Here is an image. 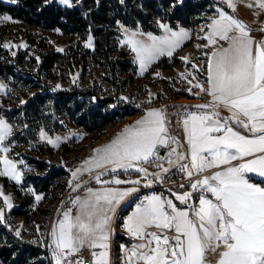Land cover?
I'll return each instance as SVG.
<instances>
[{
    "label": "snow or ice",
    "instance_id": "snow-or-ice-1",
    "mask_svg": "<svg viewBox=\"0 0 264 264\" xmlns=\"http://www.w3.org/2000/svg\"><path fill=\"white\" fill-rule=\"evenodd\" d=\"M59 2L72 6V0ZM222 2L235 11L236 0ZM254 5L264 12V0H253L247 6L251 8ZM0 18L12 19L9 16ZM158 27L163 30V35L147 33L146 38L142 32L125 29L127 36L123 42L136 54L141 74L159 57H172L182 42L190 38L186 29L178 27L174 30L159 21ZM206 29L202 37L207 41L205 47H217L208 62V87L199 83L193 87L200 88L211 99L209 103L196 106L200 111H188L181 116L188 154L173 147L177 145V139L168 131L169 121L165 112L157 109L147 111L142 119L125 128L116 139L94 149V156L72 172L74 179L85 172L91 173L93 169H104L95 176L97 183L133 186L104 190L87 188L85 198L75 197L71 203L77 213L72 215L70 209L63 211V218L50 232L48 247L54 264H73L70 257L86 246L103 249L92 253L94 258L98 257L93 264H108L112 214L122 201L139 191L136 185H140L142 179L145 181L143 187L152 186L153 180L148 179V168L144 165H152L161 159L160 147L170 148L169 157L175 155L176 160L169 159V167L158 163L156 167L167 174L179 164V171L190 181L189 190H168L185 208L177 207L173 199L162 195L143 197L124 225L133 238L141 241L130 250L127 264H207L206 254L209 252L217 254V264H264V186L251 182L247 175L264 178V36L259 40L253 38L251 29L223 8L217 9V15L210 19ZM259 31L264 33V28ZM220 41L228 42V47L219 46ZM181 59L188 62L187 56ZM222 109L229 115L223 116ZM11 133V125L0 118V165L5 169L0 175L11 171L12 179L20 183L21 174L16 171L15 163L2 155L9 151L3 142ZM40 135L42 139L46 138L45 132ZM59 140V137L55 141L49 138L47 142L58 146ZM248 157L251 159H246ZM237 160L242 162L204 175L202 179H193L208 169L230 165ZM121 169L125 172L133 169L143 177L101 180L102 175ZM152 175L155 180L164 179L159 173ZM80 187L77 184L73 191ZM185 187L184 184L179 185L180 189ZM194 193H200L198 206L190 203ZM206 194H211L214 199ZM0 198L7 209L13 207L11 196L2 189ZM35 199L39 201L42 197L36 195ZM4 219L5 209L0 207V222ZM151 227L157 231H148ZM169 231L173 235H167ZM16 235L21 233L17 231ZM218 249L220 251L217 252Z\"/></svg>",
    "mask_w": 264,
    "mask_h": 264
},
{
    "label": "rangeland",
    "instance_id": "rangeland-1",
    "mask_svg": "<svg viewBox=\"0 0 264 264\" xmlns=\"http://www.w3.org/2000/svg\"><path fill=\"white\" fill-rule=\"evenodd\" d=\"M54 1L63 8H71L79 0H72L71 7L61 4L59 0ZM4 2L9 4L8 1ZM211 2L215 3V11L218 8L228 10L222 0H211ZM248 2L253 3V0H236L235 11L239 10L249 15ZM165 14L166 12L158 16L150 13V16L146 17L154 31L144 29L142 21L135 25L126 24L121 20L115 23L112 27L116 32L114 50L116 55H122V59L128 62L129 66L128 72L115 74L114 82H112L106 78L107 73L100 63L87 54L95 47V37L91 33L85 40H82L78 35H66L59 29L31 26L9 13L0 11V17L12 18L8 21L0 18V66L9 68L8 73L0 74V85H3L0 89V118L12 127L11 135L3 142V146L8 147L9 151L2 155L12 160L16 165V171L21 174L20 183L12 179L11 171L7 175H0V189L6 195L11 196L10 202L13 204L11 209H7L0 198V207L5 209V219L0 222V227L5 228L13 236L14 243L20 242L39 249L40 253L31 261L32 263L54 264L51 249L48 247L51 242L50 232L53 226L63 218L62 207L74 192L73 188H76L77 184L81 187L75 191L78 194L73 199L77 196L85 198L88 195L87 188L93 190L125 189L124 186L116 187L118 185L115 184L112 186L97 183L95 177L92 178L95 185L86 186L90 181L89 176L81 175L74 179L72 172L80 168L82 161L93 157L96 146H100V143L116 132L128 117L95 131H89L85 125L79 124V112L77 114L70 107L69 102L63 103L64 105L56 109H51L50 98H39L36 94L50 92L76 95L82 92L110 100L109 103L103 105V110L112 107L121 108V110L137 108L144 111L158 105L159 102H171L174 97L187 96L189 89L203 78V69L211 45L205 47L207 41L202 37L207 31L206 25L214 16L208 14L205 22L188 28L182 26L178 20L175 21L176 25L173 27ZM158 21L168 24L174 30L178 27L188 30L190 38L182 42L172 57L167 55L159 57L141 74L136 54L129 45L123 42L127 36L125 29L128 32H142L145 34L144 38L147 33L160 36L164 32L158 27ZM202 28L205 31H201ZM251 33L253 38H258ZM89 37H91V44H89ZM55 54H59V57H54ZM185 56L188 57V62L181 59ZM11 69L22 77L14 75ZM26 78H31L32 81ZM37 82L39 87H37ZM87 96L89 99L94 98ZM32 98L36 103L31 104L26 110L22 109L21 107ZM89 102L84 106L90 107L92 103ZM165 105L168 112L174 108L171 103ZM101 122L97 121L96 124L99 125ZM42 131L46 133V138H41ZM57 137L60 138L58 146L47 142L49 138L55 141ZM60 167H63L68 174L53 178L50 174L52 168ZM4 170V166L0 165V172ZM247 175L250 176L251 182L264 186V178L255 174ZM255 179H259L258 182H255ZM152 194L173 199L153 191L143 196ZM36 195H40L42 199L36 201ZM137 200L139 199L132 202L130 206L133 207L140 203L141 200L139 202ZM71 201H68L70 206L65 210L70 209L72 215H75L77 209ZM59 212L61 214L57 218ZM124 217L126 220V216ZM116 228L117 231L113 233L115 248L128 245L124 237L123 240L115 238L117 234L129 236L125 227L121 229L117 226ZM17 231L21 233L20 236L16 235ZM166 233L172 234L170 231ZM110 236H112V231L109 233ZM93 250L103 251L100 248ZM129 252L130 250L128 254ZM206 260L207 264H217L218 256L216 253L209 252L206 254ZM0 264L10 263L0 255Z\"/></svg>",
    "mask_w": 264,
    "mask_h": 264
},
{
    "label": "trees",
    "instance_id": "trees-1",
    "mask_svg": "<svg viewBox=\"0 0 264 264\" xmlns=\"http://www.w3.org/2000/svg\"><path fill=\"white\" fill-rule=\"evenodd\" d=\"M4 1H8L9 4ZM214 4L211 0H123V3L121 0H79L71 8H63L54 0H16L15 3H12L11 0H0V11L9 13L31 26L59 29L66 35H78L82 40H85L91 33L95 37V47L92 52H87V54L100 63L107 73L106 78L114 82L115 74L128 72L129 66V63L122 59V55H116L114 50L116 32L112 27L117 21L121 20L129 25H135L142 21L144 29L154 31L146 17H149L150 13L159 16L166 12V19L173 27L176 25L175 21L178 20L182 26L189 28L205 22L206 16L215 11ZM54 57L58 58L59 54H55ZM8 70L9 68L6 66H0V74L8 73ZM11 71L14 75H18L13 69ZM18 76L22 77L20 74ZM26 79L32 81L31 78ZM37 87H39L38 82ZM87 95L93 96L82 92H78L76 95L49 92L46 94L37 93L36 97H49L51 109H56V107H61L69 102L70 107L77 114L79 112V124L85 125L89 131H95L142 111L137 108L121 110V108L112 107L103 110V105L109 103L110 100L100 99L96 96L89 99ZM89 101L92 103L90 107L84 106L85 103L89 104ZM35 103V99L32 98L21 108L26 110ZM97 121L102 122L97 125ZM152 167L149 166V170L153 169ZM177 171L179 169L174 168L170 172ZM50 174L56 178L68 174V172L60 167L52 168ZM91 179L86 186L95 185L94 179ZM77 194L78 192L74 191L68 201H71ZM68 201L63 205V211L70 206ZM59 214L61 213L57 214V218L60 216ZM12 238L13 236L5 228L0 227V255L5 261L10 264H39L31 262L38 257L40 253L38 248L20 242L14 243ZM119 240H123V237L119 236ZM126 242L128 241L126 240Z\"/></svg>",
    "mask_w": 264,
    "mask_h": 264
},
{
    "label": "crops",
    "instance_id": "crops-1",
    "mask_svg": "<svg viewBox=\"0 0 264 264\" xmlns=\"http://www.w3.org/2000/svg\"><path fill=\"white\" fill-rule=\"evenodd\" d=\"M248 8L250 10L249 15H247L246 13L241 12L239 10H237V12L236 11H232V9H230V8H227L228 10H225V11H227L229 14L233 15L235 18H238L240 21H242L249 29H251V32H252L251 34H253L254 37L257 36L258 37L257 40H259V39L262 38V36H264V34L261 33V31H259V29L264 28V12H262L255 5L253 7H251V8L250 7H248ZM216 11L213 12L211 15L216 16L217 15V12ZM225 45H228V42H226V41H220L219 42V46H225ZM215 50H216V45H211V49H209V51L207 53L205 67L203 69V78L202 79H199L200 82H196L195 84L199 83V84H202L205 88L208 87V85L206 83L207 76H208L207 67H208V62L211 59V54ZM190 89H191V91L188 92V95L187 96L180 97V98L179 97H174V99H172L171 102H168V101H166V102H159V103H157L158 105H155L154 107H152L150 109H147L145 111L142 110L141 112L136 113L133 116L126 117L127 119L121 124V126L119 127V129L116 130V132H113L112 135H110L108 138H106L102 143H100L101 144L100 146H104V145L110 143L112 140L116 139L118 136H120L124 132V130H125L126 127L129 128V127L135 125L137 121H139L140 119H142L146 115L147 111H149L151 109H157V110H163L165 112V114L167 116V119L169 121V123H168V131H169V133L172 136L176 137V139H177V142L178 143H177V145H173V147H178V151L179 152L188 154V145H187V141H186L184 129H183L181 123H176L175 122V120H174L175 114L178 111L179 107L183 103H188L190 105L191 111H200L199 109L196 108V106L197 105H200V104L209 103V101L211 99L207 94L201 92L200 88H197V87H193L192 86ZM166 103H171V104L174 105V108L170 112H168L167 109H166V105H165ZM221 114L223 116H228L229 115L228 111L227 110H224V109H222ZM132 123H134V124H132ZM117 132L120 133V134L118 135ZM246 134L251 135L250 133H246ZM100 146L98 145V146H96V148H100ZM169 159L175 161L176 160V156L173 155V156L169 157L167 160L160 159L158 161H155L153 163V167H152L153 169H151V172H153V173H159V174L160 173H163L161 168L156 167V164L158 163V164H162L163 167H169V164L167 163V161ZM246 159H251V157H248ZM182 162H187V161H182ZM241 162L242 161L237 160V161H232L230 165H221L220 167H213L211 169L206 170L204 173H202L200 175L194 176L193 179H202L204 175H211V174H213V173H215L217 171H223L226 167L238 165ZM82 164H83V161L81 163V166H82ZM145 166L148 167V165H145ZM174 168L179 169V164H177L175 167H172L171 170L174 169ZM103 171H105V170L104 169H93V171L91 173L85 172L83 174V176H89V178H93V177H95V175L97 173L103 172ZM258 180L259 179H255L254 181L255 182H258ZM96 186H98V185H96ZM99 186H101V184ZM112 186H115V185H112ZM123 186H124V188H128V187H132L133 185L122 184V185H118L116 187H123ZM186 190H189V189L186 188V189H183V190L178 191V192H183V191H186ZM153 192L161 193V194H163L165 196L172 197L170 195L169 191H164V192H161V191H153ZM146 193H149V192H146ZM199 195H200V193H194L193 194V198L194 199H192V201L190 203H192L194 206H198V198H199ZM206 195H208V198L214 199L211 196V194H206ZM142 197H144V196H141V194H137V193L133 194L130 197H127L124 201H122L116 207L115 212L112 214V218L115 215V213L117 212V210H119V209L124 210L125 215H126V220H125V224H126L128 217L133 213V211L135 210V207L137 205V204L136 205H133V207H132V206H130L131 203L134 202L136 199H139V200H137V202H139L142 199ZM172 198H173L174 203L177 204V207H179V208H181V207L182 208H185V205L180 204L178 201L175 200L174 197H172ZM154 230H155L154 227H151V228L148 229V231H154ZM170 235H173V233L170 234ZM108 245H109V243H108ZM119 247L120 246H117V248H119ZM84 248H89V247H84ZM96 253H99V252H96Z\"/></svg>",
    "mask_w": 264,
    "mask_h": 264
},
{
    "label": "built area",
    "instance_id": "built-area-1",
    "mask_svg": "<svg viewBox=\"0 0 264 264\" xmlns=\"http://www.w3.org/2000/svg\"><path fill=\"white\" fill-rule=\"evenodd\" d=\"M191 111L190 109V105L188 103H183L178 111L175 114L174 120L176 123H180L181 121V116L186 114V112ZM145 166V165H144ZM147 167V166H145ZM148 168V167H147ZM148 172H149V177L148 179L153 180V184L151 187H143V183L145 182L142 177L143 174L142 173H137L135 170L133 169H129L127 172H125L124 170H118L116 173H107L105 175L101 176V180L102 181H110L113 178H119L122 180H134V179H138L141 178L142 179V183L140 185H136L139 188V191L137 192V194H141V196H143L146 192H152V191H168L169 189H171L173 192H178L181 191L183 189L179 188L180 184H184L186 188H188L187 186L189 185L190 181L188 180V178L186 177V175L181 172V171H177V172H169L167 174L164 173H160L161 175L164 176L163 180H155L153 175V172H151V170H149L148 168ZM194 178V177H193ZM110 185H114V184H110ZM125 212L124 210L119 209L118 212L113 216L112 220H111V231H112V236H110L108 243H109V248H108V264H127V256H128V251L131 250L133 248L134 245L141 243L140 240L133 238L130 234L128 235H123V234H117V237H115L116 239L119 238V236L124 237V239H126L128 241V245H125L123 247H119L115 248L114 246V231H117V226L120 227L121 229L124 228V223H125V217L126 215H124ZM120 225V226H119ZM94 251L92 249L89 248H82L77 254H75L74 256L70 257V259L72 260L73 264H77V262H83V264H93L94 259H97L98 257H93L92 253Z\"/></svg>",
    "mask_w": 264,
    "mask_h": 264
},
{
    "label": "water",
    "instance_id": "water-1",
    "mask_svg": "<svg viewBox=\"0 0 264 264\" xmlns=\"http://www.w3.org/2000/svg\"><path fill=\"white\" fill-rule=\"evenodd\" d=\"M158 150H159V154H160L161 159L167 160L169 158V152L171 151L169 148L160 147Z\"/></svg>",
    "mask_w": 264,
    "mask_h": 264
}]
</instances>
